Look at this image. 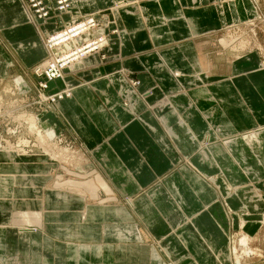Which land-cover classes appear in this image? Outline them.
<instances>
[{"label":"crops","instance_id":"0c3cea01","mask_svg":"<svg viewBox=\"0 0 264 264\" xmlns=\"http://www.w3.org/2000/svg\"><path fill=\"white\" fill-rule=\"evenodd\" d=\"M252 3L70 0L78 14L109 9L120 35L108 38V57L91 55L49 82L47 92L68 85L72 96L57 100L45 123L102 165L105 179L91 173L96 193L84 196L103 189L116 203L86 204L66 191L41 197L34 176L44 162L0 152L1 256L31 235L44 252L31 264H62L54 241L24 228L41 209L47 229L79 243H68V264H230L229 228L264 208V129L258 143L242 136L264 127V66L253 53L228 60L215 39L247 19ZM54 15L32 19L22 0H0V81H33L46 56L42 37L61 26ZM120 67L140 81L138 92Z\"/></svg>","mask_w":264,"mask_h":264},{"label":"rangeland","instance_id":"374dc122","mask_svg":"<svg viewBox=\"0 0 264 264\" xmlns=\"http://www.w3.org/2000/svg\"><path fill=\"white\" fill-rule=\"evenodd\" d=\"M22 1L32 14V19L37 18L38 16L33 11L30 0ZM251 1L253 2L251 6L255 11V15H249L244 21L236 22L229 27L225 26L224 28H226V30L219 33L215 39V50H227L226 55L229 56L228 60L231 61H233L235 56H243L247 53H253L261 59L260 66L263 67L264 0ZM117 5L119 6L121 4H116L115 8L118 7ZM54 6L55 3H52L49 16L52 14L58 16L55 18L61 26L42 37V43L47 50L49 49V51L46 53L44 60L37 64L33 69V72H31L35 77L33 81L28 84L24 81L19 83V80L15 78L14 82L13 79L7 83L0 81V152L11 154L15 157H21L26 160L33 159L35 162L36 160L44 162L46 168L42 171L43 173L34 176L36 177L38 184V194L42 192L41 197L44 195L43 192H47L48 190L54 192L66 191L81 197L86 193L94 196L96 190L94 192L93 190L96 188H94L95 185L90 178L92 176L90 174L94 172L93 175L99 174L105 179L102 165L93 160L91 152L83 146L75 136L66 133V131L57 133L52 127L45 123L48 114L52 112V109L55 107V103L57 102L56 96L59 93H63L64 96H62V98L72 96V86L68 85L65 89L53 93L47 92L49 82L56 79H48L46 75V71L48 70L47 61L51 60V56L52 59H57L68 51L64 46L50 48L48 46L49 37L54 33H59L65 30L67 26H70L73 23L83 21L92 14H78L76 11H72V4H70L67 13H69L71 17L66 21H62L60 16L61 13L54 9ZM53 10H55V13L52 12ZM111 15L112 13L109 9L95 12L92 16L97 21L96 29L102 27V32L97 33L95 31V33H93L92 31V34H88L87 36L86 34L81 35L77 38L76 44L70 48V51L75 50L76 47L86 45L90 40L97 38L96 35H99L100 33L106 36L107 39H112L115 35L117 36L119 30L117 32L118 28L112 21L113 17ZM106 49L107 48H102L97 54L102 58L105 56L108 57L106 52L108 53L110 49H107V51ZM231 61H227L226 64L229 65V62ZM70 68L72 67L67 65L61 69L63 77L64 72ZM262 69L264 70V68ZM230 70L229 67L224 68L225 73H229ZM115 72L124 75L127 80L129 79V84H132L133 82L135 85H130L136 87V91L138 90L137 88L140 81L137 78L129 77L128 70L120 67ZM44 85L46 86L44 87ZM65 92H67V96H65ZM122 100L125 101L124 98H122ZM261 129H264V127H256L255 129L250 130L251 132L242 134L243 139L248 144L258 143L260 141L259 132ZM207 143V141H204V146H206ZM203 154L205 155L206 153ZM185 163H187L188 166L190 165L188 160ZM22 168V172L24 173H28L27 170H30L29 166H23ZM22 176L25 179L29 178V175L27 174H23ZM100 176L99 178L101 179ZM75 182L78 183L75 184ZM231 192H233V190ZM97 194L98 195L95 199L84 196L85 203H116L112 194H108L103 189ZM262 194L264 195V192ZM128 200H131V198H128L126 201ZM36 210L37 209H33V213H35ZM262 210L263 211L254 213V215L249 213L244 217V221L229 228V233L226 234V240L228 262L230 264H264V208ZM44 214L45 213L39 209L35 214V216H37L36 221L33 222L32 225H28L24 228L38 231L54 241L55 249H57V247L61 249V258H63L61 259L62 264H68V243H79L75 239L60 236L57 233H54L53 230L51 231L47 229ZM61 218L62 217L59 218V221H63ZM192 221L193 219L189 221V223ZM193 229L196 233V228L194 227ZM54 231L57 232L58 230ZM110 231L111 230L109 229L102 230L101 235H108ZM116 231L117 230H114V232ZM241 240H244V245L240 244ZM32 241L30 235L27 243L22 242L19 245L17 244L16 247L19 248L20 252L12 253L13 255L10 254V251L7 249L6 256L0 255V264H31L35 261H39L37 257L40 259L41 254H44V252L42 253L41 247H37L36 245H41L42 241L38 243ZM86 241L94 242L93 239ZM14 246L15 245H12V248ZM234 246L237 248L236 254L233 252ZM82 248L84 249V246H82ZM79 252L80 249L78 246V253ZM1 257H3V259ZM85 261L86 263L89 261V256H86ZM217 262L220 263L219 261Z\"/></svg>","mask_w":264,"mask_h":264},{"label":"bare ground","instance_id":"6f19581e","mask_svg":"<svg viewBox=\"0 0 264 264\" xmlns=\"http://www.w3.org/2000/svg\"><path fill=\"white\" fill-rule=\"evenodd\" d=\"M53 2L55 3V0H53ZM68 4L70 6V0L68 1ZM253 7L251 6V13L250 15L254 16L255 15V11L254 9H252ZM69 10L67 9L66 11L60 12L61 14L63 13H67ZM90 17L84 19L83 21L79 22V23H73L70 26H67L65 30L59 32V33H54L55 36L52 38L53 42L49 43L48 46L52 47V46H64L65 49H69L70 47L74 46L77 42V38H79L81 35L86 34V36L88 34H92L91 32L93 31V33H95V31L98 32H102V27H99L96 29L97 26V21L96 19L93 18L92 15H89ZM46 20V19H43ZM52 34V35H54ZM51 35V36H52ZM57 35V36H56ZM97 38H95L94 40H90L83 48H80L78 50H76L75 52H73L67 61V65H70V67H72L73 65L85 60L87 57L91 56V55H95L97 53H99L100 50H102V48H105L108 45V39L106 36L102 35L101 33L99 35H96ZM105 44V45H104ZM45 50L46 47H44ZM49 51V49L46 51V53ZM61 62L62 66L65 67V63L62 60H49L47 61V67L50 68H54L56 70H58V75H60L58 78H63V74L61 72V69L63 68L62 66H60L59 64H57V62ZM46 66V65H45ZM44 66V67H45ZM174 76H179L178 73H176ZM61 78V79H62ZM132 85H135L132 82ZM61 94V95H60ZM65 96H67V92L64 93ZM63 93H59L56 96V99H61L62 98ZM246 240V238H245ZM244 240H241V245H244ZM237 248L234 246L233 247V252L236 254ZM233 253V254H234ZM240 253V252H239Z\"/></svg>","mask_w":264,"mask_h":264},{"label":"built area","instance_id":"2783aa9c","mask_svg":"<svg viewBox=\"0 0 264 264\" xmlns=\"http://www.w3.org/2000/svg\"><path fill=\"white\" fill-rule=\"evenodd\" d=\"M68 1L69 0H55V6H54V9H56L58 12H63V11H66L69 7V4H68ZM30 3H31V6L33 8V11L36 13V15L38 16L37 18H40V19H46L48 16H49V12H50V7L49 5L46 3V0H30ZM55 36L52 35L49 37V40H48V44L49 43H52L53 40L52 38ZM57 36V35H56ZM85 46V45H84ZM84 46H79V47H76L75 50L73 51H70V48L69 49H66L68 50L66 52V54L64 55H61L59 58L57 59H54V60H62L64 63H65V66H67V61H68V58L69 56L75 52L76 50L80 49V48H83ZM54 46L50 47V48H53ZM51 60L52 59V56H51ZM57 64H59L60 66H62V63L59 61L57 62ZM63 67V66H62ZM48 70L46 71V75L48 77V79H54V78H57L59 77L60 75H58V70L54 69V68H50V67H47ZM46 85H44L45 87Z\"/></svg>","mask_w":264,"mask_h":264}]
</instances>
